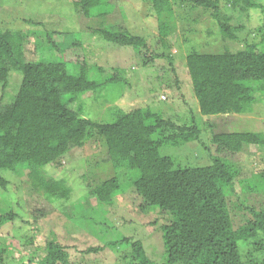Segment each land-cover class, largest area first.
<instances>
[{"label":"trees","instance_id":"trees-1","mask_svg":"<svg viewBox=\"0 0 264 264\" xmlns=\"http://www.w3.org/2000/svg\"><path fill=\"white\" fill-rule=\"evenodd\" d=\"M71 1L75 14L78 12L77 19L101 23L92 33L103 37L106 43L142 52L144 66L158 59L173 64L170 53L146 57L149 45L142 35L120 24L105 23L116 6L111 0ZM144 1L150 3L160 20L165 47L169 33L176 27L172 23L175 6L184 11L181 17L189 26L188 32H196L191 26L202 21L209 32L216 30L225 39L244 41V47L235 51L225 48L201 52L192 47L185 58L202 115L216 117L251 111L256 92L264 89V0ZM258 12L260 23H251L250 28L249 21ZM25 21L29 27L20 29L0 24V91L11 86L13 75L20 77L19 83L14 84L17 91L0 97V186L5 188L10 181L4 175L6 171L19 174L25 177L23 186L29 185L51 206L32 209L30 199L18 198L17 211L1 205L0 199V264H11L6 259L8 249L33 246L35 251L30 257L23 254L17 264H74L68 246L59 241L54 230L47 235L41 221L44 218L56 222V202L68 203L73 188L65 178L54 177L44 167L61 166L68 151L98 138L107 146L108 161L121 173L100 180L88 191L87 198L95 196V205H113L115 198L126 191L120 178L123 175L129 189L141 198L130 210L141 215L153 213L155 217L151 220L149 216L148 227L157 225L162 234L164 250L159 260L148 254L142 240L123 237L120 242L129 243L130 248L122 251L121 258L130 260L128 264H264V168L256 172L255 183H245L238 179L241 169L228 157L248 146L263 145L264 134L214 132L208 148L211 163L182 165L171 155H163L161 149L198 140L201 129L197 125H179L162 112L142 107L129 112L116 110L114 121L106 123L81 116L69 105L82 94H95L104 86L90 75L103 68L89 64L84 36L88 29L68 31L60 25L51 28L50 17L32 16ZM33 35L37 36L39 48L30 56L26 41ZM43 55L50 61H44ZM68 63L78 65V72L70 71ZM122 73L124 70L119 69L108 84L123 81ZM176 84L179 86L178 80ZM237 184L260 200L245 205L232 199L238 193ZM241 211H245V221L237 225L232 212ZM10 224L15 225L7 228ZM14 227L25 234L20 242L18 235L13 234ZM39 237L42 242L37 243ZM108 246H117V241L90 246L84 252L99 253ZM41 250L43 255H38Z\"/></svg>","mask_w":264,"mask_h":264},{"label":"rangeland","instance_id":"rangeland-1","mask_svg":"<svg viewBox=\"0 0 264 264\" xmlns=\"http://www.w3.org/2000/svg\"><path fill=\"white\" fill-rule=\"evenodd\" d=\"M111 2L116 6L110 19H107L105 23L108 26L120 24L133 33L142 35L147 39L149 45L146 57L149 58L157 53L161 54V52L170 53L174 56L172 65L158 59L154 64L149 63L144 66L141 59L142 52L140 53L133 47H118L106 43L103 37L92 33V30L100 27L101 23L93 24L85 19H77L78 12L75 14L71 0H0V24L14 29L27 28L29 24L25 19L42 16L46 19L50 17L53 22L50 24L51 28L59 25V28L68 31L87 28L84 36L85 42L88 43L89 64L92 67L98 65L103 68L102 71H96L90 75L101 81L104 86L95 94L92 92L82 94L69 106L81 116L103 123L114 121L116 110L129 112L137 107H142L162 112L165 118H170L179 125L184 123L189 126L197 125L201 129L198 140L179 146L169 144L161 149L163 155H171L182 165L202 166L211 163L210 149L208 148L211 147L214 132L236 130L256 131L264 134V89H259L256 92V103L252 105L253 107L248 113L222 114L216 117L205 116L200 113L191 76L186 67L185 55L192 47H196L195 49L201 52H218L225 48L235 51L244 47V41L225 39L216 30L209 32L202 21L191 26V28L197 29L196 32H188L186 27L189 26L181 17L184 11L175 6L172 23L176 27L169 33L166 40L168 47H165L161 41L160 20L156 18L150 3L144 0H111ZM257 14L260 15V18ZM257 14H253L249 21L250 28L251 23H260L261 12ZM26 42L27 53L34 56L37 47L39 48L37 36L33 35ZM45 55H43V60L50 61ZM67 66L70 71L78 72L79 70V66L76 64L68 63ZM119 69L124 70V73L120 74L124 80L108 84V79L117 74ZM19 80V75H13V83L5 90L0 91V97L6 92L17 91L14 84L19 83ZM176 80L179 81V86L176 84ZM7 97L5 96L4 101L7 100ZM106 148L103 140L91 139L84 147L68 151L62 157L61 166L47 165L44 167L54 177L65 178L73 188V194L72 199L66 204L61 205L63 201L56 202L58 207L53 218L57 223L42 218V229L47 231V235L51 229L57 233L59 241L68 246L70 260L74 264H128L130 260L121 258L122 251L130 248L129 243L120 242L125 236L142 240L148 254L159 260L164 250L162 234L158 229L159 226L148 227L149 216L152 217H150L151 220L155 216L153 213L152 215L134 214L130 210L131 206L136 207L141 202V198L133 189H129V183L125 176L121 175L120 178L126 191L115 198L113 205H95L96 197L87 198L86 196L88 191L103 178L121 173L115 170V167L108 161L109 156ZM228 155L241 169L238 179L244 180L245 183L257 181L256 172L258 169L264 168V144L251 145L240 153ZM20 170H23L24 173L28 171ZM4 175L10 180L5 188L0 186V199H3L1 205L4 207L19 211L15 201L18 198L21 200L30 199L32 209L51 206L44 196L33 191L29 185L23 186L24 176L16 173L11 175L10 171H6ZM241 187L240 184H237L238 193L234 194L232 199L245 205L256 204L260 200L258 195L253 192H245ZM247 196L249 200H246ZM5 198L9 200L7 201ZM1 205L0 207H2ZM244 212L241 211L239 214L232 212L237 225L245 221ZM22 216L25 217L23 214ZM14 225L10 224L7 228ZM12 231L13 234L18 235L19 242L21 238H25L23 230L20 231L14 227ZM6 239L11 240V237L7 236ZM110 241H117V246L113 248L108 246L99 253L87 254L84 252L90 246H103ZM36 242L40 243L42 239L39 237ZM34 251L35 246L19 250L14 248L13 251L8 249L6 259L11 264H17L16 260L23 254L30 257ZM43 253L44 250H41L40 253L38 251V255H43Z\"/></svg>","mask_w":264,"mask_h":264}]
</instances>
